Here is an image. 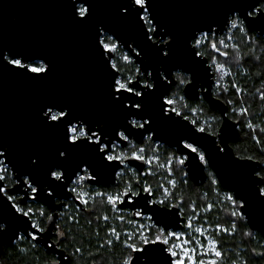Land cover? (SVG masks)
Returning a JSON list of instances; mask_svg holds the SVG:
<instances>
[{
	"label": "water",
	"instance_id": "1",
	"mask_svg": "<svg viewBox=\"0 0 264 264\" xmlns=\"http://www.w3.org/2000/svg\"><path fill=\"white\" fill-rule=\"evenodd\" d=\"M123 2L124 0H96L93 19L88 24H77L72 19L71 0H0V49L9 56V49L37 57L46 56L54 65L51 76L39 81L20 75L23 69H14L11 66L5 68L0 65V144L10 147L11 159L17 168L22 173L32 172L36 180L34 186L40 188L39 196L32 200L30 197L35 194L29 192L25 195V187L22 184L15 183L8 188L4 181H0L8 195L20 196L15 201H9L4 193L0 192V224L4 225L0 229V256L4 246H11L20 234L27 238H31L29 233L44 235L42 244L49 250L51 226L57 224L64 205L72 201L82 207L68 190L76 177L72 172L77 169V165L85 167L91 164L96 169L99 182L89 181V184L98 187L114 185L117 173L126 166L139 173L145 172L146 164L135 160L125 161L124 165L113 163L105 166L93 150L81 148L66 166V175L71 179L58 182L62 183L63 187H57L52 197L46 195L52 191L49 187L51 178L48 168L54 163L62 134L42 126L40 113L44 104L53 100L71 104L77 117L89 121L93 127H96L97 123L103 127L107 133L105 142L117 143L119 137L113 133L115 130H123L126 124V113L115 108L109 99L107 85L111 80V72L105 68L96 46V28L101 26L112 28L124 40L145 46L135 15L127 20L119 19L117 8ZM152 3L161 22L171 27L177 35L175 56L165 64L149 49L143 56L144 63L141 64L126 45L121 43V47L130 54L142 71L147 67L148 71L153 73L152 77H149L151 83L155 82L157 72L165 69H171L170 79L173 80L177 71L188 74L190 83L183 89L185 98L197 101L203 97L213 109L219 111L222 123L217 135H213L196 131L195 124L189 119H184L183 115L170 114L171 119L164 118L160 105L176 85L174 83L168 87L166 96H161L165 91L163 87L155 95L148 96L147 115L153 120L152 132H145L143 139L139 136H132L130 139L140 145L148 135L154 133L153 142L173 148L177 154L186 158L184 168L196 185L206 182V169L210 168L221 186L231 191L243 205L240 211L249 227L264 239V196L258 191L262 182L256 183L259 178L253 172V169L258 171L261 164L235 154L231 143L239 138V123L229 118L227 105L213 94L215 79L208 58L194 57L189 50L194 42L191 40L193 33L199 35L201 30L208 31L211 26L216 30V35H223L230 28L225 21L230 23L237 13L248 29L264 35V17L261 15L264 9L260 7L264 0H152ZM232 9H236V12ZM248 12L256 13L248 16ZM107 55L105 54L106 57ZM185 69L189 71L185 72ZM164 74L167 75V71H164ZM136 79L141 80V77L137 76ZM141 87L142 83L138 90ZM184 143H192L197 147L205 155L206 162L201 161L197 153L186 149ZM33 153L39 154L42 160L41 168L36 170L27 164L28 156ZM8 167L11 173L15 171L11 165ZM91 171L92 169H89V172ZM14 180L16 182V178ZM140 192V197L131 198L135 204H125L120 208L131 210L133 213L142 209L144 215L152 217L157 227L167 226V231L184 228L186 220L178 206L146 204L152 196L142 190ZM29 201L43 204L53 214L52 220L47 221L44 233L33 229L32 219L16 212L12 207L13 204L25 205ZM37 242L41 241L37 239ZM165 247L167 246L160 244L143 245L142 248L146 249L149 255L133 252L131 258L134 264H171L168 253L161 251Z\"/></svg>",
	"mask_w": 264,
	"mask_h": 264
},
{
	"label": "snow or ice",
	"instance_id": "2",
	"mask_svg": "<svg viewBox=\"0 0 264 264\" xmlns=\"http://www.w3.org/2000/svg\"><path fill=\"white\" fill-rule=\"evenodd\" d=\"M95 8L96 0H71V15L73 21L77 24H88L93 19ZM154 8L155 5L152 3V0H124V2L120 3L117 8V14L120 20H127L128 17L135 15L140 31L144 37L145 46H141V44L134 41L130 42L128 40H124L118 32L114 31L112 28H108L107 26L96 28V46L99 50L105 68L111 72V80L107 85L109 99L115 108L126 113V124L123 126V130H115L113 133L114 136L119 137V141L117 143H113L111 141L105 142L107 133L104 132L103 127L99 126L98 123L96 127H93L89 121L77 117L71 104L67 102L53 100L44 104L41 108L40 122L42 126L50 131L60 132L62 134L59 146L56 148L54 163L48 168V175L51 178L49 187L52 191L47 192V197H52L57 187H63V184L58 182L71 179L70 176L66 175L68 172V168L66 166L71 163L76 151L81 148L93 150L97 154L98 159L103 162L105 166L113 163L124 165L125 161L128 160L139 161L142 164L147 165H152L155 160L158 164V157L153 156L149 158L146 156L147 148L134 144L130 137L139 136L143 139L145 132H152L151 125L153 124V120L147 115L148 96L155 95L161 87L165 89L164 93H161V96H166L169 86L174 83H178V85L183 86L186 83H190V80L181 72L175 73L174 80L170 79L172 71L171 69H165L164 71H167V75L164 74V71H158L155 77V82H144L140 90H138V86L141 85V80L134 78L133 75L127 74L132 71L131 68L123 69L122 71V66H118V62L111 55L116 53L120 49L121 43H123L128 47L129 52L139 59L141 64L144 63L143 56L146 55L149 49L154 52L165 64L170 61L173 56H175L177 35L171 27L161 22L160 18L155 14ZM232 11L236 12V9H232ZM238 15L239 13H237V16ZM247 15L252 16L253 12H248ZM261 15L264 17V13ZM225 24L229 25L231 29L240 28V23H238L237 19H232L230 23L226 20ZM221 31H223V29H221ZM215 35L216 30L212 29L211 26H209L208 31L201 30L199 35L193 33L191 40H193L194 43L189 49L192 51V55L194 57H203L204 53L200 51L201 46L203 44H210L213 52L228 58L229 53L227 51L221 52L217 41L215 39H210V37H215ZM245 35H247V32H245ZM232 38L233 37L231 35L226 37L228 41H231ZM219 45L225 49L230 46L239 49V45H229V43H226L224 38L219 40ZM9 51L11 52V56L5 54L3 49H0V65L3 67L7 68L11 66L14 69H23L24 71L19 74L34 81L46 80L51 76L54 65L48 57H37L35 55L27 54L26 52L14 51L12 49H9ZM105 54H108L107 57ZM121 59L127 65L135 63V61L128 54L122 55ZM239 59L240 58L237 57V60ZM212 64L215 65L217 72L222 75L226 72L225 64L219 63L217 60H213ZM211 66L212 65H210V67ZM187 71L189 70L185 69V72ZM134 74L135 76L141 78L144 76L152 77L153 75L152 72L148 71L147 67H145L142 71L138 66L135 67ZM231 88L235 89L237 94L243 92V89L238 84H232ZM259 98L264 100V94H261ZM125 101H127V103ZM176 103L177 100L172 98L162 100L160 111L164 118L171 119L170 114H174L175 116L183 115L176 109ZM229 103H232V101H229ZM166 105L170 107H166ZM233 112H236L235 108H233ZM248 112V108H241L239 115L244 116L247 115ZM127 117H131V119H127ZM183 118L187 119L186 116ZM246 127L253 129L254 131L256 130L251 122L247 123ZM259 130L264 132V128H260ZM196 131L205 133L206 129L204 127H198ZM153 135H148L146 137L147 141H152ZM253 139H256L257 143L261 142L257 137H253ZM121 145L133 148L134 150L131 152V155L118 153L116 149ZM184 147L192 153H197L199 155V159L206 162L205 155L202 152H199L198 148L192 143H184ZM159 148L160 145L155 144L152 147V151L156 152ZM11 157L12 152L10 147L5 144H0V181L16 178V183L22 184L25 187V195H28L29 192L33 193L35 195L30 198L32 200H36L39 196L40 188L34 186L36 184L35 177L32 175V172H20ZM171 159L172 158L169 157V166ZM185 159L186 158L182 157L177 162L180 165H183L185 163ZM246 159L251 161L252 157H247ZM27 164L33 170L41 168V156L37 153L29 155ZM8 165H11L15 171L10 173ZM89 169H92V171L89 172ZM253 172L255 176L259 178L256 183L264 182V176H262L259 171L253 169ZM80 173H85L87 175H81ZM121 174L122 173H117V175ZM72 175H75L77 179L73 181L75 186L70 188L69 192L73 194L74 199H76L87 211H91V209L87 207L89 199H92L94 203L95 196L106 197L107 203L112 206V211L122 210L119 206L125 204H135V201L131 198L141 196L140 191L132 190L131 182L127 184L124 191H117L112 194L102 192L92 194L80 190L85 179L90 182H99L96 169L91 164H87L85 167L77 165V169L73 170ZM184 176H187V173H184ZM171 183L175 185L176 182L171 181ZM212 183L217 184L218 181L213 179ZM142 191L147 193L149 196L154 195L151 187H145ZM163 191L165 198H167L170 193L166 188H164ZM258 191L261 196H264V188H259ZM0 192H3L9 201L19 199L17 196L8 195V192L3 185H0ZM225 199L232 204L237 205L236 197L232 194L226 195ZM146 204H160L167 207L165 199L148 200L146 201ZM237 206L243 207L242 204ZM12 207L15 208L16 212L21 213L29 219H32L33 215H36L31 208H21L18 204H13ZM213 207L214 205L209 204L205 208V211H211ZM192 211L195 212V208H193ZM230 215L241 219L244 217L242 212L236 211H232ZM39 216L45 217L47 220H52V216L47 215L45 211H40ZM135 216H144L143 210L141 209L140 211L135 212ZM96 219L108 221L109 216H98ZM118 219L123 220V217H118ZM148 219L151 220L152 217L149 216ZM186 226L188 228H192L191 218H188ZM3 227L4 225L0 224V229ZM31 227L40 232L44 231V229L37 223H33ZM153 227H156V224L148 226L147 231L151 232ZM230 228L235 230L237 228L236 223L232 222ZM194 231L200 236L205 237V239L198 240L194 237H190L184 232L177 233L175 231H167V226L159 228V231L155 234L154 238L147 235L145 231H139L138 233H135V235L139 236L140 243L143 245L160 244L167 246L161 249V251H166L168 253V256L171 258V264H220V261L224 257V253L220 250L219 240H215L210 236H205V230L203 227L195 228ZM215 231L217 233L228 234L229 228L217 224ZM28 235L32 240L38 239V236L35 233H29ZM109 235L115 239H108L106 241L107 246L111 247L114 243L121 242L122 234L119 233L115 227L110 228ZM123 235L127 237V239L122 241L126 248L144 256L149 255V252L146 249L137 247L135 242L128 243V240L132 239L134 235L133 233L126 232L123 233ZM246 235L251 236L252 233L249 232ZM20 239H24V237L21 236ZM173 240H179L180 243H171ZM99 247H104V245H99ZM205 249H207V251H205ZM81 251L82 249H77V252ZM259 255L264 256V253H259ZM204 256H212L215 258L205 260L202 258ZM136 260H139V256H137ZM124 264H134L131 256L124 261Z\"/></svg>",
	"mask_w": 264,
	"mask_h": 264
},
{
	"label": "trees",
	"instance_id": "3",
	"mask_svg": "<svg viewBox=\"0 0 264 264\" xmlns=\"http://www.w3.org/2000/svg\"><path fill=\"white\" fill-rule=\"evenodd\" d=\"M260 7L264 9V3H261ZM232 19L238 20L240 28H229L223 35L210 37V39L217 41L221 52L227 51L229 53L228 58L213 52L210 44H203L200 51L204 53V56L208 58L209 64L212 65L216 83L213 89L214 96L227 105L229 118L239 123V138L231 143L235 154L241 158L252 157V160H257L263 164L264 132L259 129L264 128V100L259 97L264 94V35H259L248 29L237 15L232 17ZM245 32H247V35H245ZM229 35L233 37L231 41L226 39ZM222 38L229 45H239V49L231 46L227 49L223 48L219 45V40ZM124 54L130 56L120 46V49L114 53L113 57L118 62V66H122V71L123 69L131 68L132 71L127 74L136 78L134 69L137 65L135 63L127 65L121 59ZM237 57L240 59L237 60ZM213 60L225 64L226 72L223 75L217 72L215 65L212 64ZM185 76L188 78L187 75ZM232 84H238L243 89V92L237 94L235 89L231 88ZM183 86L176 83L170 94L172 95L175 92L183 97ZM229 101H232V103H229ZM233 108L236 109V112H233ZM241 108H248V114L239 115ZM177 110L191 122H195L194 124L197 128L204 127L206 132L217 135L222 123V117L219 111L213 109L205 100L189 101L183 98ZM249 122L254 125L255 131L246 127ZM253 137H257L261 142L257 143V140L253 139ZM155 144V142L145 139L142 144L136 145L146 147V156H150L154 153L152 147ZM159 145L158 151H160L161 161H165L169 157L182 158L175 149L166 145ZM121 149L124 152L126 151L128 155H131L134 150L129 146L126 148L121 147ZM198 151L201 152L199 149ZM173 169L177 185L172 191L169 201L165 203L167 207L178 206L186 221L191 216H195L198 223H207L210 226L222 224L230 228L232 222L236 223L237 228L233 234H222L218 238L224 253V260L221 264H245V262L246 264H264V256L259 255V253H264V239L258 232L253 231L249 227L244 217L241 219L230 215L232 211L241 212L240 207L237 206L241 203L236 199L237 205L234 207L222 200V193L232 194L233 196L234 194L221 186L214 172L207 167L206 182L196 185L188 175L184 176V173H186L184 164L180 165L175 162L173 163ZM121 171L122 174L118 175L114 185L99 187V189L105 193L122 192L127 184L131 182L133 191L151 187L154 193L153 197H157L160 194V177L165 176L163 171L160 170L155 176L147 174V170L144 173H139L128 166ZM259 172L264 176V166ZM213 179L217 180L218 183L213 184ZM4 182L8 188L16 183L14 178L6 179ZM261 188H264V182H262ZM209 204L214 205V207L211 211H205ZM87 207L91 211H87L84 207H79L70 201L60 214L59 223L64 227L65 231V239H63L61 245L70 256L71 264H124V261L129 256L132 257L133 252L126 248L122 242L126 239L123 236V230L126 227V220L133 219L134 216L127 215L126 220L120 222L117 219L118 215L112 211L111 205L103 197L96 198L95 202H90ZM21 208L33 209L36 215H33L32 221L40 227H45L48 220L39 216V212L45 211L47 215L51 216V211L36 201H30ZM193 208H195V212L192 211ZM104 215L109 216L108 221L96 219V217ZM111 227H115L122 235L120 243H114L113 246L109 247L106 241L115 239L109 235ZM249 232L252 233L251 236L246 235ZM99 245H104V247H99ZM78 248L82 249V251L77 252ZM49 258H51V255L47 254L42 248L34 247L31 243L23 241L18 246L4 248L0 256V264H47Z\"/></svg>",
	"mask_w": 264,
	"mask_h": 264
},
{
	"label": "rangeland",
	"instance_id": "4",
	"mask_svg": "<svg viewBox=\"0 0 264 264\" xmlns=\"http://www.w3.org/2000/svg\"><path fill=\"white\" fill-rule=\"evenodd\" d=\"M194 43V42H193ZM216 85V83H215ZM214 85V87H215ZM167 98H172V99H175L177 100V103L175 104V107L177 109V107L180 105L181 101L183 100L184 96L182 97L181 99V96L176 94L175 92L172 93V95L169 93V95L167 96ZM166 98V99H167ZM156 144H159V143H156ZM162 145V144H161ZM118 153H125L126 154V151H122L121 147L118 148ZM160 151H156L154 152L153 154H151L150 156H148L149 158L153 157V156H156L159 158V161H158V164L157 162L154 160L152 165H149L147 167L148 171H147V174H149L150 176H155L156 174H158V172L161 170L165 173V176L164 177H160V181H161V184H160V194L158 196H161L164 194V191L163 189L166 188L168 190V192L170 193V195L165 199V203H167L171 197V194H172V191L174 190L175 186L177 185V180H176V177H175V173H174V169H173V163L177 162L180 158H172L171 159V162H170V166H169V159L165 160V161H161L160 160V155H159ZM183 157V156H181ZM167 180H170V181H175V185L171 184L170 181H167ZM162 186V187H161ZM226 195H228V193H222L221 194V198L224 202H228L231 206H236L234 204H232L231 202L227 201L225 199ZM157 196V197H158ZM123 217L124 214L121 213L119 215V217ZM191 223H192V228H188L186 225H187V222L188 220L185 222V228L182 230V231H179L177 233H180V232H184V233H187L190 237H194L195 239H198V240H204L205 237H202L200 236L198 233H196L194 231L195 228H199V227H203L204 230H205V236H210L212 237L213 239L215 240H218L219 236L222 235V234H225V233H217L215 231V228H216V225H208L207 223L206 224H201V223H198V220H197V217L195 216H191ZM222 225V224H220ZM223 227H226V228H229L228 226L226 225H222ZM159 228V227H158ZM156 228V227H153L151 229V232H146L147 235H149L151 238H154L155 237V234L159 231V229ZM236 230V229H235ZM235 230H232L231 228H229V235L233 234L235 232ZM171 243H177L179 244L180 241L179 240H173L171 241ZM170 246V245H169ZM220 250L223 251L220 247ZM205 251H207V249H205ZM203 259L205 260H208V259H213L215 257H212V256H204L202 257ZM224 260V257L223 259L220 261V264L223 262Z\"/></svg>",
	"mask_w": 264,
	"mask_h": 264
},
{
	"label": "flooded vegetation",
	"instance_id": "5",
	"mask_svg": "<svg viewBox=\"0 0 264 264\" xmlns=\"http://www.w3.org/2000/svg\"><path fill=\"white\" fill-rule=\"evenodd\" d=\"M256 12H253V15L255 14ZM212 67V66H211ZM213 71V69H212ZM177 72H180V71H177ZM176 73V72H175ZM175 73H174V76H175ZM183 73V72H181ZM185 75L188 76V79L190 80V76L186 73H183ZM214 79H215V76H214ZM144 82H147V83H151L149 77L147 76H144L141 78V83L143 84ZM187 84V83H186ZM185 84V85H186ZM185 85L183 86L182 88V94H183V89L185 87ZM215 85V84H214ZM214 89V88H213ZM184 96V94H183ZM184 99L185 96H184ZM203 99V97H201L199 100ZM187 100V99H186ZM205 100V99H203ZM198 101V100H197ZM206 101V100H205ZM134 143V142H133ZM135 144V143H134ZM123 148V147H122ZM254 161H257V160H254ZM259 162V161H258ZM261 165H260V168L258 171H260V169L264 166V163L262 164L261 162H259ZM17 197H20V196H17ZM153 197V195H152ZM154 199V197H153ZM30 202V201H29ZM58 203L60 201H57ZM68 203V202H67ZM67 203L64 205L63 209L66 207ZM28 204V202H27ZM27 204L25 205H19L20 207H24L26 206ZM62 209V211H63ZM51 211V210H50ZM62 211L59 213L61 214ZM51 215L52 212H51ZM134 218H141V217H137L135 216V213L133 214ZM59 220H60V217L57 221V224L56 225H53L51 226V232H50V243H49V250H47V248L42 244V241L45 240V236L44 235H37L38 236V240L41 241V242H37V240H32L31 238H27L25 237L23 234H20L19 238L16 239L13 244L11 246H7L5 245L4 248L6 247H13V246H18L19 244H21L23 241H27L29 243H31L34 247H40L42 248L47 254H50L51 255V258H49V262L47 264H71V258L70 256L66 253V251L62 248V241L63 239H65V231H64V227L59 223ZM44 229V231H42L41 233H44L47 229V224L45 225V227H42ZM40 232V231H39ZM23 236L24 239H20V237ZM3 248V250H4ZM63 251V252H62ZM3 252V251H2Z\"/></svg>",
	"mask_w": 264,
	"mask_h": 264
},
{
	"label": "built area",
	"instance_id": "6",
	"mask_svg": "<svg viewBox=\"0 0 264 264\" xmlns=\"http://www.w3.org/2000/svg\"><path fill=\"white\" fill-rule=\"evenodd\" d=\"M121 147V146H120ZM120 147H118V148H120ZM118 148L116 149V151L118 152ZM149 165H147L146 164V169H145V171L147 170L148 171V169H147V167H148ZM9 168V167H8ZM122 171H120V173H121ZM81 175H87V174H85V173H80ZM77 179V177H75L74 179H73V181H75ZM73 181L71 182V184H70V186L68 187V190L70 189V188H72V187H74L75 185L73 184ZM167 181H170V180H167ZM171 182V181H170ZM172 184V183H171ZM80 190H82V191H84V192H88V193H92V194H95L96 192H102V193H105V192H103V191H101L100 189H99V187L98 186H93V185H90L89 184V181L87 180V179H85V181H83V184H82V188L80 189ZM106 194H112V193H106ZM96 198H102V196H95L94 197V200L96 199ZM103 198H105L106 199V197H103ZM152 199H153V197H152ZM151 199V200H152ZM154 199L155 200H161V199H166L165 198V196H164V194L162 195V197L161 196H158V197H154ZM93 200L92 199H89V203L90 202H92ZM158 205H160V204H158ZM161 206H164V205H161ZM83 207V206H82ZM112 207V206H111ZM119 208H120V206H119ZM121 209V208H120ZM114 213L115 214H117L118 216H117V219H118V217H119V215L121 214V213H123L125 216H123V220H121V219H118L120 222H124L125 220H126V216L128 215H133L134 213H133V211H131V210H117V211H114ZM148 215H144V216H142L141 218H133V219H130V220H126V227L124 228V230H123V233H126V232H128V233H133L134 235H133V237H132V239L131 240H128V243H133V242H135L136 243V246L137 247H140V248H142V246H143V244H141L140 243V240H139V236L138 235H135V233H138L139 231H145V232H147V228H148V226H150V225H152V224H155L153 221H152V219L151 220H149L148 219ZM156 228H158L157 226H156ZM160 228V227H159ZM184 228H185V224H184ZM183 228V229H184ZM182 229V230H183ZM182 230H178V231H175V232H179V231H182ZM124 236V235H123ZM126 239H127V237L126 236H124ZM202 240V239H201Z\"/></svg>",
	"mask_w": 264,
	"mask_h": 264
}]
</instances>
